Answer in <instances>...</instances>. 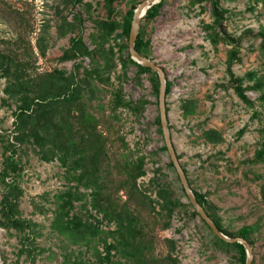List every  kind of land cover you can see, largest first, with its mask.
I'll list each match as a JSON object with an SVG mask.
<instances>
[{
    "label": "rangeland",
    "instance_id": "rangeland-1",
    "mask_svg": "<svg viewBox=\"0 0 264 264\" xmlns=\"http://www.w3.org/2000/svg\"><path fill=\"white\" fill-rule=\"evenodd\" d=\"M160 2L138 31L168 83L179 163L264 264V0ZM136 3L0 0V264H241L192 211L163 147L156 76L122 46ZM38 91L53 100L42 114ZM86 123L105 137L98 163L80 159Z\"/></svg>",
    "mask_w": 264,
    "mask_h": 264
},
{
    "label": "trees",
    "instance_id": "trees-1",
    "mask_svg": "<svg viewBox=\"0 0 264 264\" xmlns=\"http://www.w3.org/2000/svg\"><path fill=\"white\" fill-rule=\"evenodd\" d=\"M106 1H111V0H106ZM139 0H137L138 2ZM160 0L152 3L150 6H148L143 14V16H152L155 12H156V8L157 6L160 4ZM135 5L132 4L129 8L126 9L125 13L123 14V18H122V23H121V31H120V35L121 37L123 38V42H122V46L125 47L126 46V42L124 41L127 37V32H128V27H129V22H130V18H131V13H132V8L134 7ZM106 26V25H105ZM109 27H111V25H107ZM102 32L100 33V37L102 36ZM144 41L143 39L141 38V35L139 33V31H137L136 33V37L134 39V48L144 54V50L142 48V45H143ZM84 49L85 46H84ZM85 53H88V51H83ZM230 53H234L233 51H230ZM128 59L133 62L135 65L138 66L139 69L141 70H150V68L148 66H144V65H141L137 62H135L133 59H131L130 57H128ZM153 73L155 74L156 76V73L153 71ZM90 73H88L87 75H89ZM228 74H229V78H230V83L235 91V93L240 96L242 99H246V95L244 94V88L243 86L241 85V80H242V77L241 76H238V75H233L232 74V71H230V69L228 68ZM249 74H250V77H252L253 75V72L249 71ZM16 84V83H15ZM167 82H165V92L167 90ZM17 85V84H16ZM155 85H157V78L155 80ZM254 88H258L260 89V79L259 78H255L251 84ZM70 92L66 93V96H69ZM156 94V93H155ZM36 98L39 99V101H36L35 102V105H36V108L35 109H38L41 112V114L43 113V111H45V107L48 106V103L53 101V100H47V101H43L45 98H49L47 96V92H37L36 94H34ZM58 95V94H56ZM260 96L264 98V92L261 91L260 92ZM22 104H23V101H22ZM21 107V106H20ZM34 109V110H35ZM43 109V110H42ZM166 109V108H165ZM34 113V118H35V121H37L38 117L41 115L40 113ZM27 116L29 117H33V115L31 113H28L26 114ZM157 122H158V116H157ZM91 124L89 123H86L84 125H82V131H83V134L85 133V137L83 139L84 143H86V145L91 149L89 152H84V153H81L80 155V159L84 162L85 159H84V156L87 157V159H92L93 162L95 163H98L99 159H100V156L99 155H102L104 154V148H103V144H104V141H105V137L102 136L99 132H97L96 130L95 131H91ZM94 127V126H93ZM92 127V128H93ZM46 128V127H44ZM53 141H55V145L56 147H59L61 146V139L59 137L58 134L54 133L52 134V136L50 137V141L49 143L52 144ZM164 147V145H163ZM260 149L256 152V155H260V154H263L264 152V141L261 143L260 145ZM81 149L83 150V146H81ZM176 156L178 157V155L176 154ZM133 167L136 168V166H131L129 165L128 167V172H127V175L130 179V182L133 180L134 176L138 173H141V170H133ZM184 173L186 174V171L185 169L182 167ZM262 186V189H264V183L261 185ZM100 188V187H98ZM182 188V187H181ZM193 191V194L196 198V200L202 205V207L204 208L205 212L208 214V216H210V218L214 221V223L216 224V226L218 227V229H220L222 232H224L225 234L227 235H233L231 234L226 228H224L223 226H221V224L219 223V217L217 215H215L216 213L214 211H212L210 209V211L208 210L207 208V200L204 199L203 197V193H200V192H197L196 190L192 189ZM209 207V206H208ZM193 212H195L194 210H192ZM201 219V218H200ZM202 220V219H201ZM202 222L205 224V222L202 220ZM77 225V222H72L71 223V227L75 228ZM206 225V224H205ZM207 226V225H206ZM70 227V228H71ZM208 227V226H207ZM71 228V229H73ZM209 229V228H208ZM210 230V229H209ZM242 232H239L240 236L244 237L248 243H251V240L250 238L247 236V234L245 233L244 229H241ZM211 231V230H210ZM211 233L214 235L215 239L219 240L220 242L226 244V245H230L231 247H235V249H237L238 251V261L243 264V261H244V249H243V246L241 245V243L237 242V241H233V242H228V241H225L219 237H217L212 231ZM164 258H166L167 260L170 261L169 259V255H163ZM172 263V262H171Z\"/></svg>",
    "mask_w": 264,
    "mask_h": 264
},
{
    "label": "water",
    "instance_id": "water-1",
    "mask_svg": "<svg viewBox=\"0 0 264 264\" xmlns=\"http://www.w3.org/2000/svg\"><path fill=\"white\" fill-rule=\"evenodd\" d=\"M155 1L157 0H139L132 8L131 18L127 32V39H126L127 52L129 54V57L133 59L135 62L144 66H148L152 71L156 73V78H157L156 104H157L158 121H159V127H160L163 145L165 147L167 156L175 170L176 176L186 196V199L191 205V208L195 211L197 216L205 222L208 228L217 237L228 242L237 241L241 243L244 249L243 264H251L252 253L248 241L240 235H232V236L227 235L224 232H222L220 229H218L214 221L205 212L202 205L196 200L193 191L188 184L182 166L179 163L178 157L176 156V152L170 138L169 129L167 125L166 110H165V78H164L163 70L161 66L155 63L151 58L138 52L134 48L133 43L136 37V33L138 31L140 17L145 12L146 8Z\"/></svg>",
    "mask_w": 264,
    "mask_h": 264
}]
</instances>
